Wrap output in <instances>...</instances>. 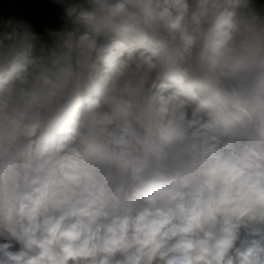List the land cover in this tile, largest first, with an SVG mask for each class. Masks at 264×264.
<instances>
[{
    "label": "clouds",
    "instance_id": "obj_1",
    "mask_svg": "<svg viewBox=\"0 0 264 264\" xmlns=\"http://www.w3.org/2000/svg\"><path fill=\"white\" fill-rule=\"evenodd\" d=\"M0 264H264V0H0Z\"/></svg>",
    "mask_w": 264,
    "mask_h": 264
}]
</instances>
